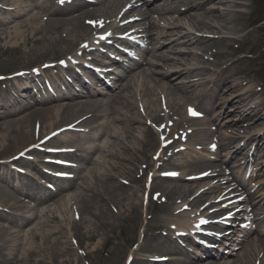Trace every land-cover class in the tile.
I'll list each match as a JSON object with an SVG mask.
<instances>
[{
	"label": "bare ground",
	"instance_id": "bare-ground-1",
	"mask_svg": "<svg viewBox=\"0 0 264 264\" xmlns=\"http://www.w3.org/2000/svg\"><path fill=\"white\" fill-rule=\"evenodd\" d=\"M184 4L188 5L192 12L183 16L181 19L183 25L181 23L177 29H167V31L156 26V29H160V32H156V34L159 33L163 41L159 44V48H164L166 44H169L167 53H171L174 50L176 54L181 55V59L174 57V55L164 58V52H160V59L167 61V63L164 70L158 71V80L154 82L147 81L143 88L134 92L129 98H124L121 94L118 95L117 104L121 106L119 109L114 106L115 99L106 101L104 104L105 107L112 110L113 114L111 120L107 121V123L105 120L97 122L98 127L101 128L105 136V142L101 144L98 150L99 156L94 167L95 175L92 177L85 168L83 175L80 177L79 184L81 188L76 194L77 196H75L80 210L79 221L72 220L67 224L65 223V225L49 226L48 220H45L42 227L39 228L43 232L38 235L35 233L31 237L28 236L33 227H36L31 224H39L41 222L38 220L27 224L26 227L28 229L25 231L18 230V237L14 240L15 243H19L18 245L22 249L18 250V256L17 251L15 252V249L10 248V237L5 228L6 226L4 224L0 225V264H9L16 259H18L16 264H85L84 261L89 260L91 254L95 252L105 254L106 264H125L130 256L133 258V264H151L149 259L152 255L150 253L159 249L162 251L160 244H158L159 237L157 235L162 231L167 233L168 251H165L164 254V256H168L166 264H216L217 259L201 261L197 258L187 257L186 249L179 246L177 243L178 238L174 236L177 231L183 230L179 228H183L189 220L191 221L193 217H196V212L199 210L198 208L202 201V198H200L202 194L199 193L194 196V192L197 190L195 186L204 180L189 182L185 180V176L202 172L208 168H215L216 166L210 165L201 169V167L193 166L189 160L179 164L177 158L183 153L178 152L179 150L174 152V150L180 145H184L181 143V135L178 139L172 141L169 149L163 150L161 145L166 142L171 130L168 134L164 132L167 131V128L156 131L153 125H158L162 121L167 122L171 117H177L175 118L176 126L183 129L184 132H186V129H192V131H197L196 133L203 135L201 141L197 142L196 140L193 146L185 147V149L195 151L193 147L198 144L205 149L207 156L210 153L219 156L220 160L223 157L222 150L234 143V141L230 142L226 138H240V141L245 142L243 144L244 147H247L249 142L256 143L253 152L262 155L260 147L264 146V114H260V108L264 107V92L256 88L255 83H253V77L249 73L259 70L255 68L249 70L248 66L244 67L243 64H263L264 66V62H259V57L264 58V50L256 58H249L246 54L238 56V53L243 47L247 48V52L258 50L260 46H264V40L259 35L261 26H253L250 30H246L256 20H253V22L247 18L249 12H245L242 9L248 8L244 0H186ZM206 4L210 6L209 9L204 7ZM0 5L9 7L8 9L0 7V46L7 48L27 47V51L25 50L27 56L23 60L24 64L36 60H55L59 56L64 57L65 54H69L71 59L83 65V62L91 63L94 54L100 47L104 46V43L95 46L94 40L97 38L91 39L88 47L83 48L79 41H89V28L83 24L87 16L89 15V19H93L95 15L107 14L110 8L108 4L102 3L97 8L88 7L76 16L64 15L57 19H48L46 22H43L44 15L36 11V4L32 5L26 13H22V4L18 0H0ZM177 7L178 5H174L175 9ZM117 10H115V14ZM218 10H221L220 15H216ZM138 11L141 16H145L147 13L146 9L143 11L137 8L134 9L137 15H139ZM207 16L211 17L212 19L210 20H214L215 24L220 23V21L223 22L221 24V29H223L221 36H197L199 33L205 32L207 26L203 24V20ZM226 16L229 18L224 19L223 17ZM153 26L154 24L149 23V27ZM118 27H121L120 22H118L117 26H114V22H111L107 28H111L115 32ZM29 29H31V35L29 34ZM252 36H255L257 44L252 43ZM110 39H113V41L117 40V38ZM233 43H238V45L234 46ZM213 48L214 51H212ZM75 49L81 50L82 55L78 56ZM203 54H211L214 57V61L209 66L206 65L207 62L204 60ZM88 55H91V58L88 59ZM67 63L66 74L70 76L74 74L72 69L76 66L70 65L69 62ZM222 67L227 69L218 80H228L227 76L239 73L241 81H236L233 88L241 86L243 82L248 84L249 89L244 91L249 92L247 96H239L241 97L239 98L240 102H247V104L238 109V106L234 105V101L235 104L238 102V97L235 93L227 106L225 108L224 105L220 106L215 111L217 114L208 121L211 124L221 126L220 117L224 116L223 114H233L236 120L225 119V122L230 120L236 125L241 118H248L246 122L248 124L247 128H250L246 133L248 134L251 128H254L253 122L259 120L256 123L259 124L258 132L248 138H241L242 135L237 133L238 130L230 128L228 131L224 129L222 134L218 135V139L208 141L204 137V134L208 133L206 127H197L199 124H196L194 119L186 114L188 105H195L200 112H211L214 109V105H216L211 97L213 95L211 94L210 96L209 91L211 89L207 90L205 94H203L204 91L194 92L197 83L194 81L195 79L190 78V74L194 73L196 76H200L199 80L207 84L209 83L210 75L211 78L213 75L217 77L216 73L220 74L223 72ZM211 69H215V72L211 71ZM57 70L60 71L61 68L57 67ZM177 74L182 75V87H172L163 81H172ZM207 74L209 75L206 76ZM41 75H46L55 85L51 69L41 70ZM26 79L29 81L33 80L29 76ZM25 87L31 88L28 85ZM204 90L206 89L204 88ZM179 91L182 94L177 95ZM11 95L15 96V93L12 92ZM12 99L15 100L16 98L13 97ZM92 105L93 103H79L74 111L79 112ZM183 105L185 111H182ZM51 107L54 114L47 111ZM51 107L36 106L34 110H27L23 113H18V115L16 114V116L8 115L1 118L0 156L4 155L6 157L2 156V158H12L19 151L29 148L32 144H38V141L46 135L72 122L77 121V127H80L85 125V123L96 120L93 116L79 115L71 117L60 115L57 113L61 106L57 104ZM35 124L40 125L39 133L34 129ZM139 125H144L145 129L142 130ZM201 125H206V122L203 120ZM73 132L74 130L64 131L53 140H64L71 136ZM163 134H167L166 138L159 141ZM37 135L41 136L38 137ZM78 136H86V134L81 133ZM186 136L187 138L190 137L188 134ZM212 143L218 145L213 153L210 152ZM206 145L207 148H205ZM151 151L153 152L151 153ZM159 151V155L152 158ZM31 152H37V150L33 148L30 152H26V155H30ZM191 153L200 155L195 152ZM234 154L235 152L233 151L232 155ZM102 156H105L106 159L102 158L101 160ZM26 161V159L20 158L16 162L0 163V179L4 178L12 183L15 181L23 183L26 177L14 173L15 171L12 172L10 166L14 164L20 165ZM139 164H145V168L142 169ZM152 166L154 169L150 170ZM162 168L167 169L163 170ZM188 168L190 169L189 173L186 172ZM146 170H148V174H153L150 185L148 184V179L145 181L146 185L140 184L135 176L136 173H143ZM174 170H180L177 178H162L160 176L161 171L171 172ZM92 178L95 180L92 181ZM123 180H129L130 185L135 184L132 192L124 193L125 195L120 192H123L122 190L127 188L125 184L129 183H124ZM25 181L28 182L29 179L26 178ZM218 182L214 189L209 190L210 194L205 191L204 197L206 200L213 201L217 197L229 194V192L225 191V187H222V189L218 188V185L221 184L219 180ZM130 185H128L129 188ZM4 186L6 184H0V207L1 209L8 207L10 208L8 211L11 212V210L14 211L16 203H20L22 206L24 199L18 201L13 198ZM147 188L149 189L148 192L151 188H154L159 193L160 206H156L148 200L146 201L148 195H138L143 190L146 191ZM224 191L225 193H223ZM214 193L217 194L211 199V195ZM67 195H61L57 201L60 199L64 200ZM162 199L165 202L164 205ZM145 202H147L146 206L149 205V208H143ZM67 203L63 201L61 209H59L61 210V220L63 221H66L65 217L69 212ZM75 203L70 204V208ZM51 204L48 205L47 211H57L58 209L56 208L53 210L49 208V206H52ZM183 205L190 209L183 211L181 209ZM12 214L0 212V220L5 222L14 221V212ZM118 220L127 222L124 226H121ZM152 227H154L153 230H151ZM115 229H120L122 232L118 233ZM71 232L80 235L79 245L84 244L83 242L86 241L85 251L82 252V255L71 254L72 251L77 250V247L70 246L64 240L66 233ZM151 232H155V234ZM32 239L33 241H31ZM113 239L118 241L122 239L123 241L125 240V243L113 242ZM188 240L190 241V239ZM137 242L138 245L135 244ZM15 243L11 247H15L17 245ZM107 246H110V249L107 250ZM248 247L249 244L246 243L244 250L246 251ZM259 248L258 250H250L249 253H246L247 256L242 261L240 260L241 262L238 260L234 264H264V255L260 256V252H264L263 242H260ZM125 252H127V258L123 262L122 256ZM146 252L147 255L144 254ZM176 252L180 256L172 257V254ZM140 254L144 256H138ZM159 255L162 256V254L157 256ZM209 255L211 256V254Z\"/></svg>",
	"mask_w": 264,
	"mask_h": 264
},
{
	"label": "rangeland",
	"instance_id": "rangeland-1",
	"mask_svg": "<svg viewBox=\"0 0 264 264\" xmlns=\"http://www.w3.org/2000/svg\"><path fill=\"white\" fill-rule=\"evenodd\" d=\"M264 8H261V9H257V12H255V13H253L251 16H250V19H252L253 17H258L260 20L262 19V18H264V10H263ZM247 10H250V11H252V10H254V5H251L250 6V8H248ZM264 26V25H263ZM263 32H264V27H263V30H262ZM251 39H253V37H251ZM260 52H255L254 54H253V57H255L257 54H259ZM27 55L22 51V52H14V51H12V50H7V51H2V50H0V74L1 73H9V72H13V71H15V70H18V69H20V68H22V67H24V62H23V60L25 59V57H26ZM175 56H177V57H180V56H178V55H175ZM36 64H40V62H37V61H32L31 62V64L30 65H36ZM244 67L245 66H247L246 64H244L243 65ZM27 67V66H26ZM261 80H263L261 77L259 78V77H255L254 78V82H256L257 84L259 83V81H261ZM175 83V82H174ZM182 111H184V105L182 106ZM177 130V129H176ZM14 152V151H13ZM11 153V152H10ZM10 153H8V154H10ZM8 154H7V156H8ZM2 156H4V155H2ZM2 156H0V160H3V159H1L2 158ZM4 157H6V156H4ZM138 179V178H137ZM138 180H140V179H138ZM141 184V183H140ZM127 188H125V189H123L122 191L123 192H120L121 194H123V195H125L124 193H130V192H132V190H133V188H135V184L132 186V188L130 187H128V186H126ZM7 189H8V191H11V188L10 187H7ZM123 195H121V196H123ZM138 195L140 196V194L138 193ZM144 208V207H143ZM74 212V211H73ZM72 220H77L76 218H74L73 217V215L71 214V215H68V216H66V221H64V222H62V224L63 225H65V223L67 224V223H69L70 221H72ZM119 221V224H121V226H124L125 224H126V222L127 221H123V220H118ZM59 223H58V221H56V220H53L52 222H50L49 223V226H56V225H58ZM120 226V227H121ZM70 228H71V225H70ZM69 228V229H70ZM152 228H154V227H152ZM116 230V232H118V233H121L122 232V230H120V229H115ZM78 231H80L79 229H78ZM43 232V230H41V231H39V233H38V230H36V231H33V233H37V234H41ZM152 233V232H151ZM111 235V234H110ZM130 235H131V233H130ZM73 236V238H74V240L76 239V241H78V243L80 242V235L77 233V234H74L73 232H71V233H66V235H65V238H64V240H66L69 244H70V246H71V240H70V237H72ZM98 239V238H97ZM96 239V240H97ZM31 241H33V240H31ZM86 242V241H85ZM85 242H83L84 244H80V247H79V249H78V251H75V253H78V254H80V255H82V252H84L85 251ZM113 242H120V243H125V240L123 241L122 239H120V241H118V240H116V239H113ZM74 244V243H73ZM108 249H110V246H107V250ZM127 252H125L124 254H123V256H122V258L125 256V254H126ZM71 254H74V251H72L71 252ZM138 256H140V257H142V254H140V255H138ZM105 258V254H101V253H92L91 254V257H90V259L89 260H85L84 261V263L85 264H106L107 263V260H105L104 259ZM133 264V263H132Z\"/></svg>",
	"mask_w": 264,
	"mask_h": 264
},
{
	"label": "snow or ice",
	"instance_id": "snow-or-ice-1",
	"mask_svg": "<svg viewBox=\"0 0 264 264\" xmlns=\"http://www.w3.org/2000/svg\"><path fill=\"white\" fill-rule=\"evenodd\" d=\"M89 23H99V22H92V21H89ZM103 38V37H102ZM34 71H37V70H34ZM189 113H190V115H193V116H195V115H198V113H196L195 111H193L192 109H189ZM212 147H215L214 145L212 146ZM167 175H177L176 173H166ZM205 175H207L206 173H205ZM204 221H202V223H203Z\"/></svg>",
	"mask_w": 264,
	"mask_h": 264
}]
</instances>
